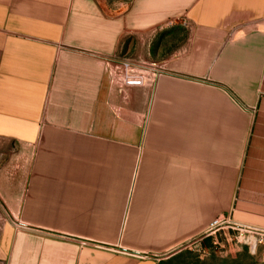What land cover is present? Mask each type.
Here are the masks:
<instances>
[{"label": "crops", "instance_id": "0c3cea01", "mask_svg": "<svg viewBox=\"0 0 264 264\" xmlns=\"http://www.w3.org/2000/svg\"><path fill=\"white\" fill-rule=\"evenodd\" d=\"M264 231V0H0V264H164Z\"/></svg>", "mask_w": 264, "mask_h": 264}, {"label": "rangeland", "instance_id": "374dc122", "mask_svg": "<svg viewBox=\"0 0 264 264\" xmlns=\"http://www.w3.org/2000/svg\"><path fill=\"white\" fill-rule=\"evenodd\" d=\"M165 257L164 264H264V240L223 227Z\"/></svg>", "mask_w": 264, "mask_h": 264}, {"label": "built area", "instance_id": "2783aa9c", "mask_svg": "<svg viewBox=\"0 0 264 264\" xmlns=\"http://www.w3.org/2000/svg\"><path fill=\"white\" fill-rule=\"evenodd\" d=\"M223 227H227V228H230L233 230H238L243 235H251L252 237H257V238L261 239L262 241L264 240V231L258 230V229H253V228L246 227V226L235 225V224L231 223L226 218H223V219L219 218V219L215 220L210 225V228L205 233V235H203L199 239L203 240V239L211 236L212 234H215L216 231H218L219 229H222ZM191 243L192 242H189V244H191Z\"/></svg>", "mask_w": 264, "mask_h": 264}, {"label": "trees", "instance_id": "16d2710c", "mask_svg": "<svg viewBox=\"0 0 264 264\" xmlns=\"http://www.w3.org/2000/svg\"><path fill=\"white\" fill-rule=\"evenodd\" d=\"M161 264H163V263H161Z\"/></svg>", "mask_w": 264, "mask_h": 264}]
</instances>
